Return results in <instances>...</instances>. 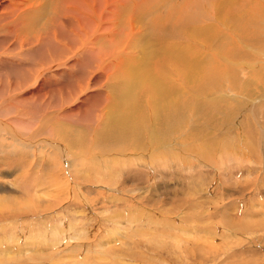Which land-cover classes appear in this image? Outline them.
<instances>
[{
	"label": "rangeland",
	"instance_id": "obj_1",
	"mask_svg": "<svg viewBox=\"0 0 264 264\" xmlns=\"http://www.w3.org/2000/svg\"><path fill=\"white\" fill-rule=\"evenodd\" d=\"M31 8L0 17L44 27V8ZM136 12V53L100 90H67L80 57L32 83L37 44L20 31L0 45L13 106L0 121L28 141L0 148V264H264V0H145ZM128 90L139 109L117 106Z\"/></svg>",
	"mask_w": 264,
	"mask_h": 264
},
{
	"label": "bare ground",
	"instance_id": "obj_2",
	"mask_svg": "<svg viewBox=\"0 0 264 264\" xmlns=\"http://www.w3.org/2000/svg\"><path fill=\"white\" fill-rule=\"evenodd\" d=\"M1 1L4 2L7 0H1ZM144 1L145 0H21V1L19 0V3L21 4L22 2V6L25 7L26 10L28 9L27 10L28 13L32 9L31 7L33 8L36 7L35 9H37V6H39L40 9L41 7H43L44 9L41 10L40 12L42 13L43 11L44 13L43 16L48 15L46 25L44 24V27H43L41 22L37 23L38 19H40L39 16H38L39 18L37 17L38 19L34 20V22H33V19L31 20V18H30L31 21L27 19L30 21V23L27 21L26 24L24 21H23L24 23H18L16 21L7 22L8 19H10V17L3 18L2 16L0 17V25L2 24V22L4 23L7 22V24L10 25V27H8L9 29L6 30L7 35L4 36V41H1L0 45H6L9 42L8 39L12 40L18 37L20 31L23 33V36L27 38V40L24 39L26 42L25 44L29 46L30 45L34 46L37 44V47L34 46V48L30 49L29 51L27 50L28 55H31L32 57H35L38 60V63L36 62L37 64H35L36 66L34 67L37 70L36 69L34 70L39 73V76H35L33 80L31 81L32 83H37L40 77V74L44 73L46 70H51L54 67H60L62 65H66L64 61L70 58H73L71 56H74V60L80 57L79 65H77V62L73 63V67H75V70L71 67V69L74 70L76 73H74V71L72 70H67L68 72L69 71L71 72L70 74L71 77L69 78V80L71 79V82H68L66 84L67 90L71 89L72 93L74 91H77V87L79 86L80 83H82L84 87H87V89L88 87L92 88L93 86L94 88L98 87V89L100 90L102 88H105V83H107L108 81L110 82L120 72L121 67L124 64L130 62V59H129L130 56L126 60L127 55L134 56L136 53L135 42H136V39H138L137 34L139 35L140 28L143 26L142 21H141V16H139L140 15L139 12H138L139 15L137 14L136 9L138 8V6L142 7V5L144 4ZM12 4L14 7V5H18V2H15ZM28 6H30V8ZM21 7H17V8L14 7L13 9L15 10V12H17L18 10H20L18 8H21ZM11 8L12 7H5V9H3L4 13H3V10H0V14L2 15L10 14L6 12L13 11V9ZM47 11L49 12L48 14H46ZM33 13L37 14V12H33ZM14 15L15 14H13V16ZM16 15H19V13ZM28 15H30V13ZM17 17L19 18V16ZM43 18L44 17H41V20ZM19 20H23V19H19ZM23 24L25 25L22 26ZM27 24H28V27H27ZM36 26L38 27V30L36 29ZM35 32L37 35H35ZM107 33L109 34V38L103 39L107 36ZM8 35H9V38H8ZM188 39L190 41L195 40L191 36H189ZM64 42H66V44ZM59 43L60 45L61 43H64L65 45L62 47V46H59ZM193 43H194L196 50L200 51L199 41L197 44L196 42H193ZM209 44H211V42H209ZM18 47L22 48L21 45H19ZM14 50L16 49L13 48L10 51V54ZM171 52H172V49L170 48L163 49L162 54L164 57H167ZM14 53H16V51H14L13 54ZM19 58L21 59V56H19ZM175 60L176 58L174 57L170 61L165 62V73H169V70H167V65L169 63H174ZM108 61H110V64H108ZM175 66L177 67V65ZM22 68L23 67H20L19 70L15 72V74L17 75L16 80L23 78V81H24L25 74ZM8 71H12V68H8ZM13 71H15V68H13ZM133 72H134L135 78L138 80L147 71L145 70L144 66H140V67L133 68ZM149 73L151 74L150 71ZM137 88H138V85L136 84L133 87V89H137ZM90 91H93V90H90ZM50 92L53 93L57 91L51 90ZM171 92H173L175 96H177L180 93L179 90H176L173 88L171 89ZM104 93L103 94L100 93L99 96L97 95L98 96L97 98H99L98 101L100 103H101L102 97L106 96L105 99L109 97L110 92L107 94L108 96L107 95L104 96ZM3 96H6V94L3 91H1L0 92V116L3 114L10 115L9 110L10 109L12 110L13 106L12 105L9 106L10 104H7L8 102H6V100H3ZM138 96H139V93L128 90V95L125 97V99H122V100L118 99L116 104L117 106L120 105L124 107L123 103L126 106V103L130 101L134 103L129 108L139 109ZM50 97L54 101L56 100L55 93L51 94ZM66 98H69V97H66ZM95 101H97V99H95ZM98 101L97 103L95 102L96 103L95 105L93 104L95 107H97V109L102 107L101 105H99L100 103ZM103 104H105L104 101H103ZM166 104H169V102H167ZM32 111L37 112V114L41 113L39 112L41 110L38 107V105L34 107L31 110V112ZM169 115L170 113H168V116ZM171 117H168V118L171 119ZM50 118H52V114L44 113L43 118H40V119L35 118V120H33L32 122L33 124L35 123L38 124L41 121V124H39L41 128V126H43L44 124V121ZM7 119L9 120L10 117ZM7 122L4 123L3 121L2 122L0 121V135L3 133V131H7V129L10 127L9 123ZM13 125H15L14 126L15 128H20L23 125V122L21 120L20 121L16 120L13 122ZM152 136H155V135H152ZM6 139L9 140L7 142H11L10 147H15V149H17L19 144L28 143V141H26V139L20 133H18L16 130H13V129H11L10 131H7L3 137L0 136V148L4 146V141ZM0 192L1 193L3 192V187L1 185H0ZM6 199L0 198V204H3ZM8 200L9 201L11 200L10 196L8 197Z\"/></svg>",
	"mask_w": 264,
	"mask_h": 264
}]
</instances>
